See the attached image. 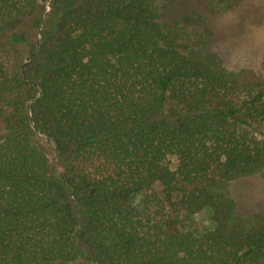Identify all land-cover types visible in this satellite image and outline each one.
I'll use <instances>...</instances> for the list:
<instances>
[{
	"label": "trees",
	"instance_id": "1",
	"mask_svg": "<svg viewBox=\"0 0 264 264\" xmlns=\"http://www.w3.org/2000/svg\"><path fill=\"white\" fill-rule=\"evenodd\" d=\"M49 7L35 41L8 34L26 61L0 51V264H264V214L239 215L229 190L264 177V75L227 70L195 8ZM36 8L0 0V31ZM206 207L213 228L179 225Z\"/></svg>",
	"mask_w": 264,
	"mask_h": 264
},
{
	"label": "rangeland",
	"instance_id": "2",
	"mask_svg": "<svg viewBox=\"0 0 264 264\" xmlns=\"http://www.w3.org/2000/svg\"><path fill=\"white\" fill-rule=\"evenodd\" d=\"M160 3L165 6L162 18L166 21H171L190 8L201 12L207 26L213 31L209 49L220 58L227 70L249 69L264 75V0H241L239 4L222 12H210L207 0H160ZM49 9V0H37L34 14L9 21L8 27L0 31V38L4 37L8 42V34H18L25 39L24 42L26 39L35 41L39 36L40 18H46ZM24 42L7 44L0 51L5 53V49L9 50L8 55L21 63L26 61ZM39 138L53 162L56 159L53 142ZM229 190L239 215L264 214V177L248 175L234 178L229 181ZM179 225L195 234L204 233L214 226L212 210L206 207L196 213H185L180 218ZM77 263L86 264L87 261L78 259Z\"/></svg>",
	"mask_w": 264,
	"mask_h": 264
}]
</instances>
